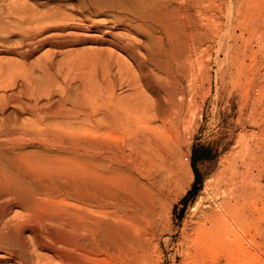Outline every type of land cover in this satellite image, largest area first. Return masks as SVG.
I'll return each mask as SVG.
<instances>
[{"label":"bare ground","instance_id":"bare-ground-1","mask_svg":"<svg viewBox=\"0 0 264 264\" xmlns=\"http://www.w3.org/2000/svg\"><path fill=\"white\" fill-rule=\"evenodd\" d=\"M88 1L96 16L107 11L119 15L101 22L91 20V25L85 27L73 16L58 10H22L23 15L19 12L22 16L17 12L20 27L15 30L20 29L23 48L17 52L27 58L45 46L55 48L89 42L132 51L126 39L112 29L126 26L138 30L141 26L133 22L141 20L159 28L163 37L156 46L145 48L146 54L139 60V75L150 85L148 69L151 68L163 73L166 81H157L155 101L136 111L118 99L109 86L97 92L92 90L93 97L84 88L82 96L73 97L72 102L66 95L54 99L52 90L42 84L46 76L44 67L51 70L46 54L41 60L43 64L40 61V65L37 64L42 83H37L38 79L35 82L26 79V87L29 86L25 90L3 92L4 83L8 81L13 86L17 82L14 84L0 76V261H14V264H129L136 261L147 264V248L155 235L149 224L159 219L160 205L180 184L189 168V161H184L187 153L184 154L183 145L191 141L190 123L199 109L196 108L192 69L204 65L197 58L198 48L217 36L220 21L209 9L222 12L228 0H148V3L143 2L145 5L140 12L133 7L135 3L141 5L143 0ZM263 1L238 0L235 9L239 15L230 19L228 25L236 29L250 22L249 15L259 9ZM173 3L176 5L170 8L169 4ZM192 19L197 26L194 27ZM254 20L262 25L264 17L257 16ZM83 51L87 56L105 52ZM73 53L66 56L76 61ZM12 65L10 68L17 67V64ZM12 75L14 77L13 72ZM130 81V85L137 84L136 79ZM206 97L207 94L201 98V110ZM9 107L15 109L13 117L5 115ZM18 114L29 118L19 121ZM80 118L79 126L71 125L72 120ZM247 160L225 163L215 180L208 179L204 183L202 192L207 196L209 208L202 211V219L204 224H209L208 230H214L218 240L220 237L216 236H221L224 226L235 228L248 218L246 206L261 188V176L253 173L254 165ZM203 199L199 197L195 209ZM203 229L201 232H206L210 238L212 232L208 234L209 231ZM198 237L202 238L199 234ZM212 238L206 239L212 242ZM238 239L233 237L224 242L230 246L240 243L237 246L241 247L243 241ZM38 251L49 254L50 259ZM234 255L228 256L231 259H227V264L238 263V258L234 263Z\"/></svg>","mask_w":264,"mask_h":264},{"label":"rangeland","instance_id":"rangeland-1","mask_svg":"<svg viewBox=\"0 0 264 264\" xmlns=\"http://www.w3.org/2000/svg\"><path fill=\"white\" fill-rule=\"evenodd\" d=\"M143 2L148 3V0H143L140 3L141 5L135 3L134 10L137 12L142 11V7L145 5V3L143 5ZM237 4L238 0H228V4L227 6L224 5L222 12L214 8L213 10L209 9L215 14L216 20L220 21V25L216 30L217 36L215 40L207 42L208 46L205 45L198 48L197 58L203 62V67L197 68L198 70L194 68L192 69L193 72L191 71L195 73V78H193L195 90H193L196 95V108L199 109L195 112L197 114H194V117L192 116V122L190 123L192 124V129L190 128L191 141L183 145V152L184 154L187 153L184 161H189V168L188 170L186 168L187 171L184 169L187 174L184 173L185 175H183L184 177L180 184H177L171 190L167 200L162 202V206L160 205L161 211L157 217L159 218L157 219L158 223L155 218L149 224L151 231L155 235L151 238L152 240L147 248V264H227L228 260L231 259L229 258L231 254H235L234 263H236L238 258V263L236 264H264V87L262 86L264 85V22L260 25L258 20H254V17L257 18V16L264 17V1L259 9L253 10L249 15V18L251 17L250 22L248 21L246 24L234 29L233 26L228 25V21L239 15L235 9ZM174 5L176 3L169 4V7L171 8ZM35 8L41 12H46V10L61 11L70 15V17L73 16L72 18H76V21H79L78 23L82 22L80 24L85 27L91 25L93 21L101 22L103 19H112L115 15H119L115 11H107L104 15L96 16L88 0H0V22L2 21L0 27H3L2 31L0 30L2 32V34L0 33V65L1 62L4 65H1L3 67L0 66V71L5 70V72L0 73V76L2 75V78L10 82H17L16 84L14 82L15 85L13 86H10V83H7L8 81L4 83V87L1 88L3 92L25 90L29 86L26 87L27 80L35 82L34 80L38 79L37 83L44 81L42 84L52 90L51 94L54 99H59L65 95L70 101L74 98H80L83 94L82 91H86L84 88H87L91 92H89V95L93 97L95 93H92V90L97 92V90L102 88L105 90L109 86L110 91L118 99L136 111L144 109L146 105L155 101L158 94V87H155L156 82L160 80L166 81V77L163 73L149 68L148 73L152 79V85H149L147 79L139 75V60L144 58L146 54L145 48H152L158 44V41L160 42L159 39L163 37V34L159 28L152 23L136 20L133 25L141 26V29L133 31V29H129L126 26L112 29L117 35L126 39L125 42L133 47L132 51L130 48L125 49L121 46L89 42L55 48L45 46L31 56L24 58L19 54L20 52H17L19 49L22 51L23 44H21L20 29L15 30L16 27H20L16 18L23 15L21 13L22 10ZM204 9L201 8V10ZM17 12L22 15L19 13L20 15L16 16ZM13 20L15 22H11L10 25V21ZM192 24H194V27L197 26L194 21ZM7 25H9V28ZM21 26L23 27V25ZM2 39H5L4 42ZM17 42L19 45L17 44L15 47ZM4 43L8 46L6 47ZM227 48H229V52ZM94 49L105 52L95 56L86 55L88 50ZM82 51L86 54H83ZM106 51L111 53V55L108 52L106 53ZM70 53H73L74 59L79 60L80 58L79 62L77 60L73 61L71 57L66 56ZM45 54L50 61L48 67H51L49 68L51 70L44 67L46 76H43L41 82L42 75L40 77L37 68L38 65L43 64L41 60L45 57ZM39 61L41 62L40 64ZM10 62L12 63L10 64ZM13 62L15 65L17 64V67ZM35 63L34 68L33 65ZM9 64H13L12 66L15 67H12V69ZM21 64L23 65L21 66ZM10 69L12 70L10 71ZM6 70L10 72L7 74ZM4 73L7 75H3ZM192 73L190 74L192 75ZM131 79H136L137 84L130 85ZM186 82L184 80L185 85ZM206 94L207 97L201 110V98ZM257 96L261 98H256ZM255 99L259 100L255 101ZM7 111L5 115L10 117L15 115L14 108L9 107ZM18 115L19 121L22 118L23 120L27 117L29 118L28 115ZM81 119L72 120L71 122L73 123L71 125L79 126ZM234 159L239 161L248 159L247 162L252 163V166L254 165L253 173L261 176V188L259 189V194L257 193L246 206V210H248L246 212L249 214L248 218L241 221L240 224H236L235 228L224 226L223 230L221 229L222 232H220L221 236H216L221 238L218 240L215 238L216 233L214 235V230L212 232L207 229L209 224L203 223L205 221L202 219L204 218L202 211L209 208L207 206L209 201L202 190L204 183L208 179L215 180L223 165ZM196 171L199 174L197 184H195ZM200 196H203L204 199L201 205L195 209L194 207ZM145 224L147 225L148 223ZM203 228L206 229L205 231H209L208 234L212 232L210 238ZM201 229L206 235L201 232ZM198 234L200 237L203 234L210 240L214 235L216 244L213 238V243L209 242L205 237L199 240ZM228 235L230 237L232 235V237L229 239L227 238ZM233 237L235 240L239 238V241H243L241 242L243 249L239 247L240 243L236 244V246H230V244L228 245L224 242V240H233ZM230 250H232L231 253ZM41 252L38 251L41 256H49V254L42 252L46 254L43 255ZM48 259H50V256ZM13 262L9 260L6 262L0 261V264H14L15 262ZM130 263L139 264L136 261Z\"/></svg>","mask_w":264,"mask_h":264},{"label":"trees","instance_id":"trees-1","mask_svg":"<svg viewBox=\"0 0 264 264\" xmlns=\"http://www.w3.org/2000/svg\"><path fill=\"white\" fill-rule=\"evenodd\" d=\"M194 161H195V158H194ZM198 177H199V174H198V172L196 171V180H195V184H197V179H198Z\"/></svg>","mask_w":264,"mask_h":264}]
</instances>
